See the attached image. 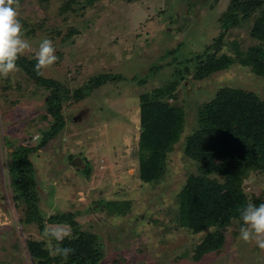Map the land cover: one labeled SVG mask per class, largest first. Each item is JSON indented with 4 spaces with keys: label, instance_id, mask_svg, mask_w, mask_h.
Masks as SVG:
<instances>
[{
    "label": "rangeland",
    "instance_id": "374dc122",
    "mask_svg": "<svg viewBox=\"0 0 264 264\" xmlns=\"http://www.w3.org/2000/svg\"><path fill=\"white\" fill-rule=\"evenodd\" d=\"M17 2L23 36L32 46L20 56L35 58L42 40H51L57 60L41 75L84 94L63 102L64 128L29 156L41 215L71 212L78 229L96 237L98 264H264V249L240 239V212L223 246L194 260L205 232L181 227L176 203L188 176L197 173L184 153L187 137L198 128L197 107L222 87L264 100L263 78L236 60L257 44L249 33L258 10L225 28L231 0H81L70 9H61L67 0ZM215 42L219 48L207 53L225 54L233 63L194 79L196 58ZM175 72L184 80L168 101L182 110V132L161 154L158 178L146 183L138 175L144 155L137 148L139 98L170 86L178 79ZM104 75L118 79L91 88ZM46 95L20 69L0 76V264H53L44 233L56 225L20 221L6 167L12 147L36 145L47 128ZM243 182L250 197L264 201V172H250Z\"/></svg>",
    "mask_w": 264,
    "mask_h": 264
},
{
    "label": "trees",
    "instance_id": "16d2710c",
    "mask_svg": "<svg viewBox=\"0 0 264 264\" xmlns=\"http://www.w3.org/2000/svg\"><path fill=\"white\" fill-rule=\"evenodd\" d=\"M82 1L92 3L99 0ZM74 3L81 5V0H67L61 9H70ZM254 9L258 10V14L249 34L257 44L236 56V60L240 65L250 67L254 74L264 80V0H231L230 11L224 14L222 25H235L240 18L249 17ZM225 31L222 29L220 35H224ZM212 48H219L217 42L204 50L203 58H196L192 73L194 79L201 80L233 63L234 59L225 54L218 57L208 54L207 51ZM36 62V58L19 56L16 63L36 86L48 91L46 109L42 115L47 128L34 146L9 145L12 152L7 154L6 167L13 201L21 210L20 221L23 224H42L46 221L53 225L69 226V237L59 243L61 247H70L74 251L66 259L53 256V264H98L102 252L96 237L80 231L71 212L52 214L45 219L39 210V193L29 156L44 148L64 128L63 102L67 99L79 100L84 94L81 88L71 93L61 83L44 78L41 71L38 73L35 70ZM175 75H178V79L170 86L157 88L139 98L137 148L144 155L139 161L138 175L146 183L158 178L161 154L172 147L182 132V110L168 101L173 99L171 89L184 80L180 72H175ZM116 79L117 76L111 78L109 75H104L103 80L96 77L91 88L99 86L104 80ZM196 117L198 128L187 137L184 153L196 163L197 173L188 176L176 197L179 225L193 234L205 232L194 249V260L223 246L225 231L240 210L249 203L256 206L264 203L253 195L250 197L245 192L243 182V177L250 172H264V100L252 92L222 87L209 101L197 107ZM239 221L242 222L241 218ZM44 262L34 260V264Z\"/></svg>",
    "mask_w": 264,
    "mask_h": 264
},
{
    "label": "clouds",
    "instance_id": "9594fccd",
    "mask_svg": "<svg viewBox=\"0 0 264 264\" xmlns=\"http://www.w3.org/2000/svg\"><path fill=\"white\" fill-rule=\"evenodd\" d=\"M14 5H16L14 7ZM17 0H0V76L7 77L12 72L19 71L17 60L20 55L31 50V44L23 36V25L18 19ZM52 41L45 38L35 53V70L52 66L57 57ZM243 226L240 228V239L244 242H255L264 249V203L259 206L249 203L240 210ZM69 235V226L56 225L46 229V248L52 256L67 258L74 250L70 247H61L60 243Z\"/></svg>",
    "mask_w": 264,
    "mask_h": 264
},
{
    "label": "water",
    "instance_id": "95a60500",
    "mask_svg": "<svg viewBox=\"0 0 264 264\" xmlns=\"http://www.w3.org/2000/svg\"><path fill=\"white\" fill-rule=\"evenodd\" d=\"M74 120H76V118L74 117ZM78 162H79V160H76L75 162H74V165H77L78 164Z\"/></svg>",
    "mask_w": 264,
    "mask_h": 264
}]
</instances>
